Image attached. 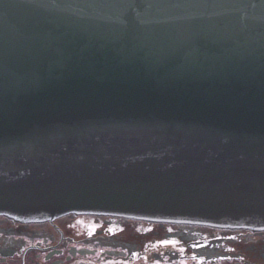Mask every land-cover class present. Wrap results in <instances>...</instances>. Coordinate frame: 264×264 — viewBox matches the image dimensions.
<instances>
[{"label":"water","instance_id":"95a60500","mask_svg":"<svg viewBox=\"0 0 264 264\" xmlns=\"http://www.w3.org/2000/svg\"><path fill=\"white\" fill-rule=\"evenodd\" d=\"M264 232V0H0V216Z\"/></svg>","mask_w":264,"mask_h":264},{"label":"flooded vegetation","instance_id":"af4514ba","mask_svg":"<svg viewBox=\"0 0 264 264\" xmlns=\"http://www.w3.org/2000/svg\"><path fill=\"white\" fill-rule=\"evenodd\" d=\"M0 264H264V233L104 215L0 217Z\"/></svg>","mask_w":264,"mask_h":264}]
</instances>
